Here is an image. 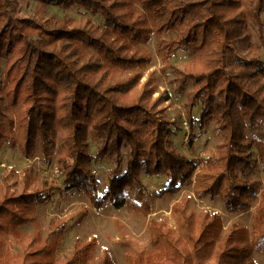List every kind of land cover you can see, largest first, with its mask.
<instances>
[{
  "label": "trees",
  "instance_id": "trees-1",
  "mask_svg": "<svg viewBox=\"0 0 264 264\" xmlns=\"http://www.w3.org/2000/svg\"><path fill=\"white\" fill-rule=\"evenodd\" d=\"M40 1L83 8L104 22L69 12L37 22L17 15L19 0H0V63L6 64L0 82V149L9 143L27 159L37 152L45 161L54 159L65 189L84 191L99 211L111 204L150 215L152 196L143 174L171 176L159 197L193 186L196 198H219L231 213L249 211L256 202L250 232L235 224L224 233L218 211L197 213L192 196H186L171 209L175 227L151 218L150 249L131 264H259L254 254L264 252V185L250 180L249 170L257 163L264 169V58L257 54L228 63L227 53L230 43L249 39L254 22L264 54V0ZM170 34L175 37L166 39ZM155 35L161 37L157 55L163 75L172 68L174 92L185 94L190 134L198 122L202 130L215 124L221 137L212 163L199 164L176 146L177 124L160 108L170 92L155 96L153 72L142 81V70L153 61L147 45ZM181 48L190 49L193 58L184 68L174 67L171 59ZM254 127L261 131L250 136ZM94 162L112 165L103 196ZM59 190L56 180L36 179L28 168L4 173L0 264H116L107 250L98 261L96 239L76 242L59 258L62 235H44L37 213ZM28 224L34 226L31 234L21 230ZM10 239L19 253L9 249Z\"/></svg>",
  "mask_w": 264,
  "mask_h": 264
},
{
  "label": "rangeland",
  "instance_id": "rangeland-1",
  "mask_svg": "<svg viewBox=\"0 0 264 264\" xmlns=\"http://www.w3.org/2000/svg\"><path fill=\"white\" fill-rule=\"evenodd\" d=\"M67 12L76 18L92 17L96 22L103 23L104 19L100 14L93 15L90 11L83 8H65L55 6L40 0H19L17 5V15L28 17L34 21L41 22L52 16L57 18L63 17ZM264 20V14L262 15ZM248 40H237L228 46V63L234 60L249 61L255 55L264 58V54L259 50L260 39L258 26L251 22L248 29ZM175 37L170 34L166 37ZM161 37L154 36L152 41L147 45V50L153 61L144 70L143 78L146 79L149 73L153 72L158 80V88L155 96L159 91L167 89L171 98L160 106L164 108L170 118L175 120L176 124L173 129L175 135L172 136L176 146L188 157L195 159L199 164L212 163L214 160L215 146L221 141L217 133L215 124L209 125L202 130L199 123H196L194 136L190 134L185 114V94H176L174 92V83L172 81V68L168 70V76L162 73V62L157 55L159 41ZM193 58L192 52L188 48H181L171 59L172 65L178 68L184 66ZM5 61L0 63V82L4 80ZM201 114V107L194 109V116L198 120ZM261 131V128L254 127L249 129V135L253 136ZM193 144H190V140ZM90 152H96L94 140L89 139ZM252 157L258 160V153L254 147H250ZM28 168L36 179L50 178L56 180L60 190L56 192L54 198L38 207L37 213L40 222L43 225V233L56 231L62 235V241L58 248L59 258H63L73 249L76 242L89 243L97 240L95 254L98 261H102V256L107 250L112 255L116 264H131L135 261L136 256L143 250L150 249L149 222L151 218H157L165 221L169 226L175 227L176 222L172 216L171 209L176 202H179L186 196H192V209L197 213L210 210L218 211L223 216L224 233L235 224H238L248 230L252 229V224L256 214L258 203L254 207L243 213H231L225 209L223 202L219 198L206 197L204 199L196 198L193 192V186L185 187L179 193H168L159 197L158 194L162 189L167 187L171 176H151L143 174V180L147 186L148 193L152 196L153 212L144 216L137 214L127 207L116 208L107 204L102 210H96L88 195L81 190L73 189L67 191L64 185V176L58 168L54 159L45 161L39 152L32 159L25 158L19 148H13L9 143H5L0 149V180L8 170H14L21 174L24 169ZM98 181L101 196L104 195L105 185L109 176L112 165L106 162H94L91 165ZM250 180L264 185V169L260 163L253 170H249ZM63 223L61 227L54 225ZM21 230L31 234L34 226L31 224L24 225ZM9 249L17 254L21 248L9 240ZM254 258L259 264H264V252H255Z\"/></svg>",
  "mask_w": 264,
  "mask_h": 264
}]
</instances>
